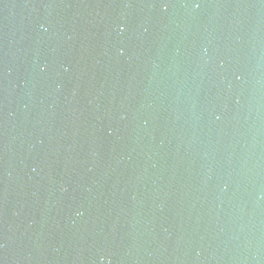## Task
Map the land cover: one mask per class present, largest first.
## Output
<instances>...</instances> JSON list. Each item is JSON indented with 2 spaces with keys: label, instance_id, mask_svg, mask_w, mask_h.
<instances>
[{
  "label": "water",
  "instance_id": "obj_1",
  "mask_svg": "<svg viewBox=\"0 0 264 264\" xmlns=\"http://www.w3.org/2000/svg\"><path fill=\"white\" fill-rule=\"evenodd\" d=\"M0 264H264V0H0Z\"/></svg>",
  "mask_w": 264,
  "mask_h": 264
}]
</instances>
